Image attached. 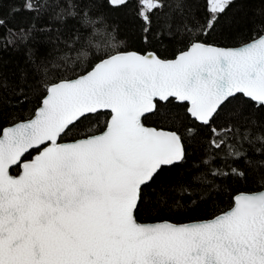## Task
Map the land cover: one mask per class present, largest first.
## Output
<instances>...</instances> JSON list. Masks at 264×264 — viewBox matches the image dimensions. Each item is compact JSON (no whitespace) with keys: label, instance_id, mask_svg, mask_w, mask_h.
Returning <instances> with one entry per match:
<instances>
[{"label":"snow or ice","instance_id":"obj_1","mask_svg":"<svg viewBox=\"0 0 264 264\" xmlns=\"http://www.w3.org/2000/svg\"><path fill=\"white\" fill-rule=\"evenodd\" d=\"M234 2L204 0L201 24L192 0H174L162 30L185 43L174 59L119 50L94 55L91 70L46 83L33 119L0 129V264H264V191L241 192L229 211L194 223H140L137 215L151 210L157 192L165 195V183L154 185L183 165L187 141L199 143L205 129L210 159L174 187L193 206L213 197L218 178L247 179L240 161H254L245 145L264 146V36L239 48L202 39ZM127 3L22 0L16 12L75 20L71 40L56 36L63 45L58 59L67 63L72 53L75 60L89 57L92 28L107 20L103 9ZM167 6L138 0L145 41L153 15ZM5 23L0 17V28ZM38 31L32 22L11 28L0 46L30 51ZM173 101L190 118L183 134L144 125L146 114L167 118L162 109ZM105 111L110 119L99 135L59 142ZM30 151L37 155L25 160ZM13 166L21 168L18 176L10 174Z\"/></svg>","mask_w":264,"mask_h":264},{"label":"trees","instance_id":"obj_2","mask_svg":"<svg viewBox=\"0 0 264 264\" xmlns=\"http://www.w3.org/2000/svg\"><path fill=\"white\" fill-rule=\"evenodd\" d=\"M148 2L155 0H139L146 7ZM167 7L157 11L152 17L151 30L148 40L145 41V22L138 15V0H128L127 6L119 9L111 7L103 9L107 14L104 23H97L92 28L94 33L92 45L87 49L89 57H81L74 62H65L58 59L62 55L63 45L57 44L56 36L62 34V39L71 40L73 30L77 27L76 21L36 19L30 14L19 11L22 0H3L0 5V17L6 20L3 28H0V37L5 36L11 28L29 22L37 24L39 31L30 45V51L15 47L0 46V72H2L3 85L0 86V129L20 120L30 118L41 98L45 94V85L48 81L67 75L74 77L75 74L88 70L92 56L105 52L135 50L138 52L153 51L162 58H172L177 52L185 49V43L181 39L173 40L170 35L163 34L166 21L171 17V7L174 0H164ZM53 15L59 9L51 10ZM95 11V10H94ZM190 11L193 20L203 23L205 19L204 0H192ZM199 29H194L195 35ZM264 32V0H235L226 13L221 17L215 31L203 37V42L218 46H236L255 38ZM168 113L167 118L160 115L147 114L142 118L143 123L156 128H164L184 133V126L190 123L183 106L173 101L162 109ZM109 113L103 112L97 118L86 125L74 128L67 137L61 141L73 140L79 137L101 131L107 121ZM218 123L227 124L228 121L221 118ZM200 138L199 143L187 141L188 158L179 169H174L165 174L163 181H157L168 186L165 195H157L153 199V207L150 211H141L137 214L139 221L169 220L172 222H184L196 219H205L227 209L233 202V195L240 191H254L264 188V146L258 141L251 145L246 144L249 159L254 161L247 165L240 161L241 170L249 168L247 179H233L227 181L224 178L216 180L217 189L210 200L198 202L193 206L191 200L180 197L174 190L175 185L182 183L194 169H203V159H210L206 154L205 141L208 130ZM30 153L26 154V158ZM218 163V161H217ZM221 167L224 165L221 164ZM235 166V165H232ZM18 167H13L11 172H17ZM225 170H227L225 168Z\"/></svg>","mask_w":264,"mask_h":264},{"label":"water","instance_id":"obj_3","mask_svg":"<svg viewBox=\"0 0 264 264\" xmlns=\"http://www.w3.org/2000/svg\"><path fill=\"white\" fill-rule=\"evenodd\" d=\"M261 36H264V32H262L261 34H259V35L256 36L255 38H252V39H250V40H248V41H246V42H243V43H241V44H239V45H236V46H218V45H214V46L221 47V48H239V47H242V46H244V45H246V44H248V43H251L253 39H258V38L261 37ZM207 44H209V43H207ZM211 45H213V44H211ZM184 50H186V49H184ZM126 51H128V52H137V53H139V54H144V53H145V52H138V51H135V50H126ZM146 52H153V51H146ZM179 52H180V51H179ZM179 52H177L172 58H165V59H174L175 56L179 54ZM88 70H91V68H89ZM81 74H83V73H81ZM73 78H74V77H73ZM44 95H46V92H45ZM44 95H43V96H44ZM42 98H43V97H42ZM42 98H41V101H42ZM41 101H40V104H39V105L37 106V108L35 109L34 114H33L30 118L25 119V120H20V121H17V122H15V123H20V122H24V121H27V120L33 119L34 116H35L36 110H37V109L40 107V105H41ZM176 102H177V101H176ZM106 112H107V111H106ZM146 115H147V114H146ZM109 119H110V115H108L107 120H109ZM142 122H143V120H142ZM15 123H12V124H10V125H6V126H4L3 128L10 127V126H12V125L15 124ZM144 125H145L146 127H149V128H156V127L151 126V125H146L145 123H144ZM104 129H105V126H104V128H103L101 131H103ZM157 129H161V128H157ZM163 129H164V128H163ZM164 130H166V131H173V130H168V129H164ZM101 131H99V132H97V133L90 134V135H99ZM84 138H87V137H86V136H83V137H79V138H76V139H84ZM74 140H75V139H73V140H67V141H61V140H60L59 142H60V143H71V142H73ZM29 153H30V156L27 157V158H25V156H26V154H25V156H24V159H25V160H31L34 156L37 155V152H35V151H30ZM27 154H28V153H27ZM13 167H15V166H13ZM20 173H21V168H20V167H18V171H17L16 173H15V172L13 173V172L10 171V174L13 175V176H18ZM261 191H264V188H263V189H259V190H254V191H240V192H237L236 194H234L233 197H234L235 195L241 193V192H261ZM232 199H233V198H232ZM232 205H233V202H232L231 206L228 207L227 209H225V210H223V211H221V212L215 214V215L212 216V217L205 218V219H196V220L184 221V222H172V221H169V220H156V221H139V220H138V222H140V223H162V222H165V221H166V222L173 223V224H187V223H194V222H199V221L209 220V219L214 218V217L217 216V215H221L223 212L229 211V210L231 209Z\"/></svg>","mask_w":264,"mask_h":264}]
</instances>
